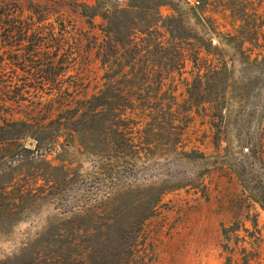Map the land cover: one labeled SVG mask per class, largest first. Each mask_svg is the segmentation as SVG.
<instances>
[{
  "label": "rangeland",
  "instance_id": "374dc122",
  "mask_svg": "<svg viewBox=\"0 0 264 264\" xmlns=\"http://www.w3.org/2000/svg\"><path fill=\"white\" fill-rule=\"evenodd\" d=\"M8 23L0 264H100L136 231L151 264H264L240 179L264 130V0H0Z\"/></svg>",
  "mask_w": 264,
  "mask_h": 264
},
{
  "label": "trees",
  "instance_id": "16d2710c",
  "mask_svg": "<svg viewBox=\"0 0 264 264\" xmlns=\"http://www.w3.org/2000/svg\"><path fill=\"white\" fill-rule=\"evenodd\" d=\"M0 30H10V32L11 30H15L19 34L25 28L24 26L18 27L8 23L2 24V26L0 25ZM16 45L21 46L20 43ZM132 131L129 125L125 126V132L129 134L127 138V146L129 147L135 146V137ZM246 144L252 162L250 163V171L246 175L240 174L241 183L248 193L247 197L242 201L243 207L246 212L250 211V205L247 202L250 200V202L258 204L264 211V130L255 136V140L246 138ZM242 227L245 230L244 225L240 224L236 217V220L230 226L222 228V240L238 239L236 235ZM133 233H137V235L134 236L131 233L123 238V240H133L132 242L123 243L121 245L123 250L111 253V257L103 258L100 264H151L150 260H146L143 256L142 248L139 246L140 244H137L138 231ZM227 249L225 248V250Z\"/></svg>",
  "mask_w": 264,
  "mask_h": 264
},
{
  "label": "built area",
  "instance_id": "2783aa9c",
  "mask_svg": "<svg viewBox=\"0 0 264 264\" xmlns=\"http://www.w3.org/2000/svg\"><path fill=\"white\" fill-rule=\"evenodd\" d=\"M195 3H196V4H198L199 2H198V1H196Z\"/></svg>",
  "mask_w": 264,
  "mask_h": 264
}]
</instances>
